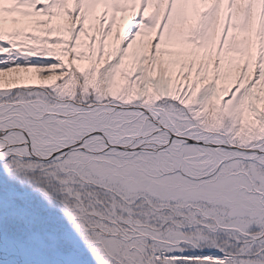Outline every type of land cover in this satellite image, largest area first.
<instances>
[{
	"label": "snow or ice",
	"instance_id": "6c2138e0",
	"mask_svg": "<svg viewBox=\"0 0 264 264\" xmlns=\"http://www.w3.org/2000/svg\"><path fill=\"white\" fill-rule=\"evenodd\" d=\"M0 160L95 264H264V0H0Z\"/></svg>",
	"mask_w": 264,
	"mask_h": 264
},
{
	"label": "trees",
	"instance_id": "16d2710c",
	"mask_svg": "<svg viewBox=\"0 0 264 264\" xmlns=\"http://www.w3.org/2000/svg\"><path fill=\"white\" fill-rule=\"evenodd\" d=\"M7 163L0 162V222L4 221L9 208H12L23 212L29 222L36 220L49 223L48 225H52L49 231L40 230L34 224L31 227L43 237L72 238V240L49 239L38 248L49 262L59 264L60 261H64L66 264H71L70 262L74 261V264H95L88 245L67 216L59 198L32 177L10 171ZM49 220H53L52 223ZM63 221L69 226L63 228L60 225ZM0 236H4L3 231H0ZM17 259L24 260L23 257Z\"/></svg>",
	"mask_w": 264,
	"mask_h": 264
},
{
	"label": "rangeland",
	"instance_id": "374dc122",
	"mask_svg": "<svg viewBox=\"0 0 264 264\" xmlns=\"http://www.w3.org/2000/svg\"><path fill=\"white\" fill-rule=\"evenodd\" d=\"M53 221V220H52ZM52 221L51 220H49V222L50 223H52ZM54 223H56V224H59L58 222H54ZM30 224H31V226H33V224L34 225H36V226H38L39 228H40V230H42V229H44V230H47V231H49V229L51 230V224L50 225H48L49 223H46V222H40V221H30ZM60 225L61 226H63V228H65L66 226L68 227L69 225L67 224V223H65L64 221L63 222H61L60 223ZM69 230V229H68ZM73 235H75L74 233H72ZM50 238L53 240H59L61 237H51L50 236ZM44 240H46V238L44 237ZM47 241V240H46ZM39 251V252H38ZM9 255V257H8V259H7V264H52L51 262H49L47 259H46V257H44V254L42 253V252H40V250L38 249H36L35 251H34V253L32 254V257L30 258V259H25L24 258V260H21V259H17V258H15V259H13L11 256H10V254H9V252L7 251V256ZM40 257H41V260H40ZM43 257V258H42ZM70 261H72V260H70ZM72 262H74V261H72ZM60 264V263H59Z\"/></svg>",
	"mask_w": 264,
	"mask_h": 264
},
{
	"label": "flooded vegetation",
	"instance_id": "af4514ba",
	"mask_svg": "<svg viewBox=\"0 0 264 264\" xmlns=\"http://www.w3.org/2000/svg\"><path fill=\"white\" fill-rule=\"evenodd\" d=\"M3 238H0V264H7V259L9 256H7V252L3 251V241H1ZM10 258V257H9Z\"/></svg>",
	"mask_w": 264,
	"mask_h": 264
},
{
	"label": "water",
	"instance_id": "95a60500",
	"mask_svg": "<svg viewBox=\"0 0 264 264\" xmlns=\"http://www.w3.org/2000/svg\"><path fill=\"white\" fill-rule=\"evenodd\" d=\"M0 161L4 162L3 160H0Z\"/></svg>",
	"mask_w": 264,
	"mask_h": 264
}]
</instances>
